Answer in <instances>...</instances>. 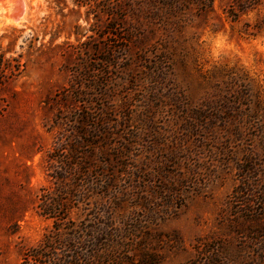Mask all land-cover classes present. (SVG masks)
<instances>
[{"label":"rangeland","instance_id":"374dc122","mask_svg":"<svg viewBox=\"0 0 264 264\" xmlns=\"http://www.w3.org/2000/svg\"><path fill=\"white\" fill-rule=\"evenodd\" d=\"M208 1H189L172 16L163 11L161 22L139 21L151 0H0V61L9 68L0 77V264H25L24 254L52 230L56 222L40 214L56 201L59 157L69 145L94 142L77 132L96 134L102 113L140 182V201L113 210L117 227L139 216L158 264H195L211 248L227 264H264V233L241 235L254 225L233 194L245 149L234 154L238 163L214 150L181 159L180 176L194 162L200 176L183 180L175 204L156 199L149 219L146 202L160 190L145 181L157 175L156 145L181 136L179 120L220 99L264 122V0ZM175 99L179 114L169 105ZM166 169L175 172L170 163ZM86 192L78 188L68 221L94 212L98 198Z\"/></svg>","mask_w":264,"mask_h":264},{"label":"trees","instance_id":"16d2710c","mask_svg":"<svg viewBox=\"0 0 264 264\" xmlns=\"http://www.w3.org/2000/svg\"><path fill=\"white\" fill-rule=\"evenodd\" d=\"M151 1L153 4L145 12H141L139 21L144 16L149 20L162 19L161 22H164L167 18L162 17L163 11L168 12L166 16H172L189 1H196L201 7L209 2L208 0ZM134 5H129L128 11L135 19L139 11ZM2 61H0V77L4 70L9 69ZM17 71L18 69L15 68L10 73L15 75ZM238 97L240 102L242 96L238 94ZM170 100L173 101V99ZM150 103H147V106H150ZM227 103L228 101L219 99L210 105L205 104L204 110L210 108L215 112L210 116L205 115L204 110L188 114L185 119L179 120L178 128L181 136L178 133H172L173 138L168 140V144L156 145L155 153L160 157L156 165L157 175L152 174L151 180L145 182L151 185L154 180L160 191L155 190L150 197L152 200L146 202L149 204L147 208L149 219L150 215L154 214L152 207L156 199L164 202L166 206L175 204L181 197L183 180L187 178L186 181H191L200 176L194 170L197 166L194 165L195 162L189 164L184 176H180L178 174L180 161L186 159L193 161L196 155L198 158L199 150H208L211 153L214 150L219 154L221 161L227 163V161H235L234 154L240 148L246 150L245 164L244 166L238 164L239 183L234 188L233 194L236 202H244L249 215L246 221L254 225L244 230L241 235L264 233L260 232L262 230L260 222H264V163H262L264 161L262 158L264 156V122L262 123L255 114L254 116L248 113L243 114L240 103H236L240 105L239 107L233 105L234 101L232 105ZM169 105L176 106V114L180 111L178 107H183L182 103L177 102L176 99ZM101 117L102 119L95 122L93 126L96 134L89 135L83 129H81L82 132H77L79 139L87 136L94 139V142L83 141L77 146L69 145L65 149L60 148L61 152L63 149L66 150V154L61 155L58 161L61 177H57L56 180L58 189L56 201L52 206L51 204L44 206L40 214L46 219H53L56 224L36 247L24 254L25 264H158V258L150 247L149 238L145 237L147 235L143 232L145 226L139 216L131 220L126 227L124 223L123 228L117 227L112 219L114 209H119L132 199L134 202L140 201L138 194L140 182L132 172L135 170V164L127 166L126 161H123L125 158L123 153L129 152L128 148L111 142L115 134L109 127L110 120L104 118V113ZM78 123L84 129L88 128V116L84 115ZM184 133L185 135L182 136ZM255 141L261 143L260 152L254 146ZM82 148L89 151H81ZM182 154L184 158L180 156ZM167 163L175 169L171 176L166 175ZM129 170L131 172H128ZM81 177L86 179L85 183L80 184ZM124 178L130 181L125 183ZM75 179L79 181L76 184H74ZM81 187L86 188V193L90 192L98 200L95 201L96 207L92 209L94 212L89 213L83 220L72 223L66 219V213L70 201L77 197L81 198V193H77L78 188ZM135 206L139 207L137 204ZM211 251L207 252L202 261H196L195 264H227L221 256H212L216 253L214 248H211Z\"/></svg>","mask_w":264,"mask_h":264}]
</instances>
